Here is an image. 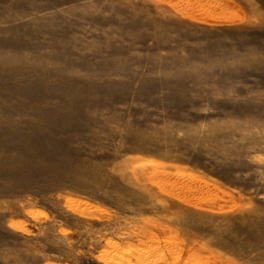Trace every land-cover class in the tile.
Wrapping results in <instances>:
<instances>
[{
	"label": "rangeland",
	"instance_id": "1",
	"mask_svg": "<svg viewBox=\"0 0 264 264\" xmlns=\"http://www.w3.org/2000/svg\"><path fill=\"white\" fill-rule=\"evenodd\" d=\"M0 264H264V0H0Z\"/></svg>",
	"mask_w": 264,
	"mask_h": 264
},
{
	"label": "bare ground",
	"instance_id": "2",
	"mask_svg": "<svg viewBox=\"0 0 264 264\" xmlns=\"http://www.w3.org/2000/svg\"><path fill=\"white\" fill-rule=\"evenodd\" d=\"M188 249H190V248H188ZM181 250H182V248L180 249V251H181ZM177 251H178V250H177ZM184 251H186V250H183V252H184ZM181 252H182V251H181ZM183 252L180 253V252L178 251V254H179V255L182 254V256H183ZM190 256H191V255H190ZM179 257H180V256H179ZM186 257H187V255H186ZM188 257H189V255H188ZM191 257H192V256H191ZM191 257H190V258H191ZM186 259H187V258H186ZM192 259H193V258H192ZM156 260H157V259H156ZM155 262H156V261H155ZM157 262H158V261H157Z\"/></svg>",
	"mask_w": 264,
	"mask_h": 264
}]
</instances>
